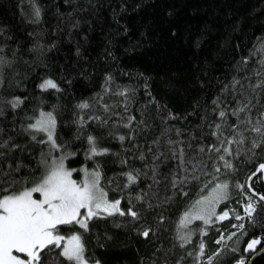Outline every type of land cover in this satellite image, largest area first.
Returning a JSON list of instances; mask_svg holds the SVG:
<instances>
[{
    "label": "snow or ice",
    "instance_id": "obj_1",
    "mask_svg": "<svg viewBox=\"0 0 264 264\" xmlns=\"http://www.w3.org/2000/svg\"><path fill=\"white\" fill-rule=\"evenodd\" d=\"M23 2L24 0H21V4ZM27 2L30 10L24 12L26 18L34 24L41 22L42 7L36 0ZM85 2L91 3L92 0ZM123 10V3L119 10L112 9L113 19L118 24L119 12ZM60 15L63 16L64 13ZM68 15L71 16V13ZM79 24L77 19L70 26L78 27ZM127 31L125 24L123 32ZM171 31L175 34L176 30L173 28ZM0 36H3L5 41L9 38L5 26L0 25ZM54 43L48 47H53ZM107 43L111 45L112 39L109 38ZM7 47V43H0V88L5 82V68L12 67L19 50L17 44L9 57L4 52ZM30 50L37 52L36 58L43 61L47 50L40 40H36ZM76 51L79 54L80 48L77 47ZM108 57L116 60L114 53L110 51ZM25 63L28 61L25 60ZM234 67L235 73L231 79L219 81L217 78L218 90L210 107L203 100L193 101L191 113L195 115L199 111L203 114L200 116L201 123L191 128L167 123L169 120H186L188 113L173 112L167 104L158 101L151 93V77L136 72L135 75L143 79L142 86L146 94L156 105V114L163 127L159 136L151 142L156 146V150L153 151L151 147L146 149L151 154L150 162L145 163L143 168L128 166L122 172H113L110 177H106L104 173V158L109 153L114 156L120 154L113 152L109 147L101 146V138L92 131H86L88 122L93 121L98 126H103L109 123L110 115L114 114L121 119L112 121V124H124L129 129L127 136L130 140L135 139V129L139 125L149 127L144 123L143 111L140 121L136 124H133L136 117L129 113L128 105L136 95L135 85L117 83L113 90L112 72L104 73L100 91L93 93L91 98L76 101V110L71 121L76 127L70 139L58 134L55 111L57 105L47 111L43 106L33 112L25 110L22 117L20 129L27 133L32 142L40 146L38 154L33 153L31 148L15 142L14 136H4V128L0 126V264H101L95 257H86L81 231H71L65 235L62 229L65 226L75 228L79 225L83 232H87L89 221L93 218L117 214L124 217L129 214L133 221L140 222L136 231L143 237L150 238V233L155 236L164 227L163 222L167 219L164 213L170 210L168 205L177 203L182 198L188 199L185 210L176 222L174 239L184 248L192 242L194 235L199 234L196 248L187 253L188 256L195 253L192 264H199L201 259H206L208 264H248L243 253L235 259L226 258L240 251L241 237L256 227L260 228V233L252 232L244 252L250 255H256L258 251L264 252V245L257 249V245L264 239V192L253 186V177H256L255 183L264 182V34L256 39L246 55H241L235 60ZM17 74L13 73L14 76ZM23 78L21 76V79L14 81L16 86H23ZM200 83L203 84L204 81ZM167 86L173 85L169 82ZM37 87L59 91L61 86L47 76ZM109 94L123 97L120 104L124 106L123 112L128 113L126 117L115 111V101L105 102V97ZM6 99L0 96V117L6 116L5 108L10 106L15 120L16 110L23 104L24 98L11 96L5 103ZM42 103L41 101V105ZM97 104L103 109L101 114L94 110ZM210 114H215V119L209 120ZM205 125L210 140L204 139ZM12 126L15 127V124ZM197 128L200 129V136L196 135ZM173 132L175 139L172 137ZM114 135L123 144L125 134L116 132ZM161 138L166 145L163 151L160 147ZM79 140H83L87 146L74 148L73 143ZM16 150H19L20 155L16 154ZM24 152L35 156V166L25 163ZM80 152L83 154L84 163L79 166L82 175L77 179L73 173L78 169L69 167L66 161ZM241 157L244 159L241 160ZM139 159H146L145 151L139 152ZM169 160L174 163L167 171L162 172L161 165L167 164ZM89 161L91 167L88 166ZM245 161H256L253 164L255 170L247 169L243 182L238 178L233 181L232 177L240 172L239 165ZM119 163L128 165L127 156H120ZM257 173L260 175L257 176ZM120 177L126 178L123 180V187L119 183ZM142 178L145 181L144 187H140ZM233 184L239 190L237 207L230 206ZM105 185H112L121 195L110 199ZM192 189L197 192L194 198L189 197ZM125 192L128 200L126 208L121 207ZM134 201L140 207H135ZM222 202L228 204L218 211ZM150 212L155 214V226L146 223L147 214ZM229 217H232L235 223L229 220ZM194 221L200 223L194 224ZM222 221H227L228 227L219 223ZM212 227L218 231L215 237V244L218 246L211 254H207L209 245L204 237ZM237 232H240V236H236ZM232 237H236L235 241L231 245L226 243L231 241ZM168 251L165 250V257ZM155 255L156 253H153L154 257ZM183 260L184 257L181 256L175 264H182ZM151 264H156L155 259ZM161 264H168V260L162 258Z\"/></svg>",
    "mask_w": 264,
    "mask_h": 264
},
{
    "label": "trees",
    "instance_id": "obj_2",
    "mask_svg": "<svg viewBox=\"0 0 264 264\" xmlns=\"http://www.w3.org/2000/svg\"><path fill=\"white\" fill-rule=\"evenodd\" d=\"M36 2L43 11L41 22L34 24L24 15V12L30 10L27 0L22 4L21 0H0V25L5 26L9 36L6 41L0 36V43H7L8 47L4 52L9 57L12 56L13 47L19 45L17 58L12 67L5 68V82L0 88V96L7 99L11 96L24 98L23 104L16 110L15 120L11 107L5 108L6 116L0 117V126L4 128L3 135L14 136L15 142L31 148L33 153L38 154L40 146L32 142L27 133L20 129L22 117L25 110L33 112L43 106L47 111L53 105H57L55 111L58 134L70 139L76 127L71 123L76 101L91 98L93 93L100 91L104 73L112 72L113 90L117 83L135 85L136 95L128 105L129 113L136 117V121H133V124H136L140 121L143 111L144 123L149 127L139 125L135 129V139L130 140L127 136L129 129L124 124H112V121L120 120L121 117L112 114L109 123L103 126H98L93 121L88 122L86 131H92L100 137L101 146L109 147L113 152L120 154L114 156L109 153L104 158L103 168L106 177L112 176L113 172H122L128 166L143 168L145 163L150 162L151 154L146 149L151 147L153 151L156 150V146L151 142L159 136L163 127L156 114V105L146 94L142 86L143 79L137 77L136 72L151 77V93L158 101L167 104L173 112L188 113L186 120H169L167 123L181 128H191L201 123L200 116L203 114L199 111L195 115L191 113L193 101L203 100L210 107L212 98L218 90L217 78L219 81L231 79L235 73V60L241 55H246L256 39L264 34V0H92L91 3H86L85 0L69 2L36 0ZM121 3L124 4L125 10L119 12L118 24L113 19L112 9L119 10ZM80 8L84 10L80 11ZM60 13L64 15L61 16ZM77 19L80 21L79 26L71 27L70 25ZM125 24L128 28L126 33L123 32ZM173 28L176 30L175 34L171 31ZM109 38L112 39L111 45L107 43ZM36 40H40L47 50L43 61L36 58L37 52L30 50ZM53 42L54 46L49 48ZM77 47L80 48L79 54L76 51ZM109 51L114 53L116 60L108 57ZM25 60L28 63H25ZM14 72L18 74L14 76ZM21 76L24 77L21 80L23 86L18 87L14 81L21 79ZM47 76L60 84L59 91L37 87ZM200 81L204 83L201 84ZM169 82L173 86L168 87ZM122 99V96L109 94L105 97V102L115 101L117 105L115 111L126 117L128 113L123 112L124 106L120 104ZM94 110L97 114L103 112L98 104ZM208 118L215 119V114H210ZM64 121L69 123L65 124ZM204 131V139L210 140L206 125ZM116 132L125 134L123 144L115 137ZM196 135L200 136L199 128L196 129ZM172 137L176 138L174 132ZM196 142L199 141H194ZM86 146L83 140L73 143L74 148ZM160 147L162 151L166 148L163 138ZM140 151H145L146 159L143 161L139 159ZM16 154L20 155L19 150H16ZM124 155L128 158V165L119 163L120 156ZM23 159L25 163L35 166V156L24 152ZM243 159L241 157V160ZM66 163L69 167L78 169L73 176L79 179L82 174L79 172V166L84 163L82 152L70 157ZM172 163L174 161L169 160L167 164H162L161 171H167ZM254 163L256 161H245L239 165L240 172L232 177L233 181L238 178L243 182L245 171L249 168L255 170ZM88 166H92L91 161ZM259 175L260 173H257V176ZM124 179L126 178H119L121 187ZM253 181V186L264 192V182L255 183L256 177H253ZM144 183L142 178L140 187H144ZM105 186L110 199L121 195L112 185ZM232 192L230 206L237 207L236 200L240 196L234 184ZM196 195L195 189L190 190L189 197L194 198ZM187 199L182 198L179 202L168 205L170 210L164 213L167 217L163 222L164 227L155 236L150 233V238L143 237L136 231L140 227V222L133 221L129 214L124 217L117 214L93 218L89 221L87 232H83L78 225L75 228L65 226L62 232L68 235L71 231H81L86 257H95L101 264H151L153 259L156 264H161L162 258H166L168 264H175L181 256L184 257L182 264H192L195 253L193 256H188L187 253L196 248L199 234L194 235L192 242L184 248H181L174 239L176 222L185 210ZM127 204L125 192L121 207L126 208ZM134 204L135 207H140L135 201ZM227 204L228 202H222L218 210H222ZM154 215L152 212L147 214L146 223L150 226H155ZM229 220L235 223L232 217H229ZM219 223L228 227L227 221ZM245 224L247 227V220ZM252 232L259 234L260 228L251 229L246 236L241 237L240 251L226 259L238 258L242 253L246 259H251L253 255L244 252V248ZM217 235V229L212 227L204 237L209 245L206 249L207 254H211L218 246L215 244ZM236 236H240V232H237ZM235 239L236 237H232V240L226 243L231 245ZM262 245L264 239L261 240L259 248ZM165 250H169L166 257ZM153 253H156L155 257ZM199 264L208 262L201 259ZM252 264H264V252L257 256Z\"/></svg>",
    "mask_w": 264,
    "mask_h": 264
},
{
    "label": "water",
    "instance_id": "obj_3",
    "mask_svg": "<svg viewBox=\"0 0 264 264\" xmlns=\"http://www.w3.org/2000/svg\"><path fill=\"white\" fill-rule=\"evenodd\" d=\"M260 247V245H257V249ZM261 253H263V252H257L256 253V255H253L252 256V258H251V260L249 261V264H251L252 262H253V260L257 257V256H259ZM246 261H247V259H246Z\"/></svg>",
    "mask_w": 264,
    "mask_h": 264
},
{
    "label": "bare ground",
    "instance_id": "obj_4",
    "mask_svg": "<svg viewBox=\"0 0 264 264\" xmlns=\"http://www.w3.org/2000/svg\"><path fill=\"white\" fill-rule=\"evenodd\" d=\"M251 258H252V257H251ZM245 259H246V258H245ZM250 260H251V259H249V260L247 259L248 264H249V261H250ZM251 264H252V263H251Z\"/></svg>",
    "mask_w": 264,
    "mask_h": 264
},
{
    "label": "rangeland",
    "instance_id": "obj_5",
    "mask_svg": "<svg viewBox=\"0 0 264 264\" xmlns=\"http://www.w3.org/2000/svg\"><path fill=\"white\" fill-rule=\"evenodd\" d=\"M82 175V174H81ZM219 211V210H218ZM79 226V225H78ZM80 227V226H79ZM82 230V229H81Z\"/></svg>",
    "mask_w": 264,
    "mask_h": 264
}]
</instances>
